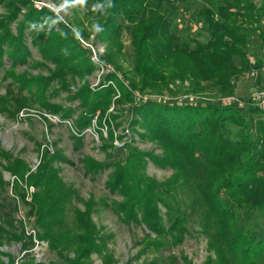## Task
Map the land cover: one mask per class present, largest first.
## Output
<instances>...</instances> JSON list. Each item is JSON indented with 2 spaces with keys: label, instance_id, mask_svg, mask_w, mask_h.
I'll return each instance as SVG.
<instances>
[{
  "label": "trees",
  "instance_id": "1",
  "mask_svg": "<svg viewBox=\"0 0 264 264\" xmlns=\"http://www.w3.org/2000/svg\"><path fill=\"white\" fill-rule=\"evenodd\" d=\"M185 1L60 0L64 7H79L65 25L49 7H34L33 0H0V69L10 79L4 92L0 86V114L12 118L21 108L36 107L58 115L69 121L76 150L84 131L93 128L104 158L81 157L84 174L109 170L105 187L116 195L80 196L59 174L57 164L70 160L56 145H39L34 169L0 146L4 168L13 176L4 180L0 171V248L16 241L24 251L23 261L0 249L7 258L1 256L0 264H117L107 246L114 234L92 218L102 208L126 226L144 228V237L133 244L139 249L123 264H174L173 257L139 258L181 244L192 234L193 219L208 252L202 264H264V110L147 97L164 90L175 94L179 84L183 94L233 95L235 81L251 67L252 32H258L264 57V0H200L196 16L208 34L204 41L187 29L183 40L172 30L178 4ZM79 26L83 35L97 28L96 37L106 44L104 59L116 70L94 86L90 76L98 68L73 30ZM263 61L256 58L254 66ZM133 135L160 152L138 148ZM149 162L170 169V175L150 176ZM9 184L26 219L34 216L35 238L26 235L30 225L15 216L18 201L11 212L6 209ZM29 187L34 191L27 201ZM36 237L61 259L26 260Z\"/></svg>",
  "mask_w": 264,
  "mask_h": 264
},
{
  "label": "rangeland",
  "instance_id": "2",
  "mask_svg": "<svg viewBox=\"0 0 264 264\" xmlns=\"http://www.w3.org/2000/svg\"><path fill=\"white\" fill-rule=\"evenodd\" d=\"M60 1V0H59ZM57 0H33L34 7L46 6L49 7L53 12L58 15V18L65 25L66 21H69L72 15L79 14L77 6L64 7L61 2ZM200 4V0H186L185 2L179 3L178 11L173 18V28L172 30L179 34L183 40L187 36L182 34L184 29H187V33L190 37H196L201 41L206 40L208 34L206 30L203 28L200 20L197 19L196 12L198 6ZM0 12H2V8L0 7ZM84 26H87L84 24ZM79 27H73L75 33L80 34L79 36L84 40L90 43L93 46V49L96 52L97 58L99 62H95L91 59L92 49L90 48V60L96 64L95 72L90 76L91 86L97 85L98 82L103 79L105 74L114 73L116 70L114 66L108 63L104 59L106 44L99 40L96 37L97 28L94 27L93 31L89 32L88 35H83L80 33ZM15 31V30H14ZM125 44L128 46L129 40L127 37H123ZM248 57H252L256 60V58L263 59V50L261 39L258 35V32H252L248 36ZM88 48V47H87ZM129 51V50H128ZM32 53L34 56H37L35 50L32 48ZM126 58L120 57L119 63L123 64L124 69L127 68L128 64H126ZM264 63V61H263ZM106 64V65H105ZM25 68L16 67L14 72L19 74L23 72ZM31 73H34V70H30ZM246 72V69L239 75V79H237L235 86V95L238 96H246L250 92V84L252 83L250 80L243 77V74ZM117 74V73H116ZM120 77V73L117 74ZM260 81L259 83L256 81L257 86H261L264 84V73L259 75ZM0 86L1 92H4L6 85L10 79H5V74L0 69ZM5 79V80H4ZM9 88V87H8ZM173 88V87H172ZM201 95H206L205 92L198 93ZM61 94V96H63ZM145 95V94H144ZM162 95V96H160ZM183 95V88L181 84L176 88L175 94H171L168 91L164 90L159 93H151L147 97L158 98V100L170 99L168 102H185L184 100L179 101L177 97ZM159 96V97H158ZM139 99V98H138ZM55 101L61 102V97L55 98ZM66 103V102H65ZM46 115L48 120L42 119L40 116ZM16 117H9L5 114H0V146L6 151L11 152L12 154H19L22 158H24L31 168L37 166L39 163L38 151L39 145H56L59 147L67 156L70 162H59L57 165L59 166L60 175L63 180L68 184L73 185L78 191L79 195L83 198H88L90 194L94 195L96 198L100 196L106 195V197L114 198L116 195L109 194L108 190L105 187V181L107 179V174L109 170H104L95 175L94 177L91 174L85 175L82 164L80 162V158L85 155H90L95 159L102 160L104 158V152L99 150L98 146L100 144L99 139L97 138L93 128H87L84 131L83 136V144L79 147V149L73 148L72 136L70 134V123L67 120H60L58 115H50V113L44 112L43 109L38 110L35 108H21L17 113H15ZM264 118V116H263ZM124 129L126 128V124H123ZM121 128H119L120 130ZM125 130L124 132H126ZM127 138L132 136L131 132L127 133ZM45 136V137H44ZM138 148L144 150L154 149V152L158 153L160 150L155 148L154 144H151L147 140L138 139L136 135H133ZM120 144V143H119ZM5 161L0 158V171L2 173V178L4 180H12L13 176L5 170L4 165ZM147 173L150 176H154L157 179H163L170 175L171 170L168 168H161L152 163H148L146 168ZM34 191L33 187L28 188V193L26 195V200H30V194ZM5 204L7 211L11 212V207L13 206V201H18L19 210L15 214L16 217H22L24 223L30 225V227H26V235L30 234L35 238V231H39V229L34 225V216H30L28 220L24 216V205L18 200V198H14L11 190L10 184L5 188ZM79 204V203H78ZM93 220L96 222L98 226H103V231H110L114 234L107 246L110 251L116 256L119 260L117 264H123L129 256L132 255L135 251H137L140 247H134V241L140 240L144 237V228L142 226L124 225L116 216L114 212H112L109 208H102L99 212H95L92 214ZM197 219H193L191 222L190 230L191 235L186 236L184 241L173 247H165L164 249H159L157 251L151 249L144 253L139 259V261H149L150 259H155L157 255H161L164 258L175 259L174 264H202L207 256L208 252L205 250V240L202 236H197L195 232V228L198 227L196 223ZM29 221V223H28ZM35 240V239H34ZM36 243L28 252L29 257L26 260H30L31 257L35 258V261H48V260H56L59 259L55 251L50 250L47 247V242L45 240L37 239ZM1 250L8 252L11 256L15 258H20L19 260H23L22 258L24 251L21 249V245L19 242L11 241L8 244H5L0 248ZM2 255L0 254V257ZM3 259H6V256H2ZM93 259L96 262H99V259L96 254L92 255ZM182 258H186V262H183ZM61 259V258H60Z\"/></svg>",
  "mask_w": 264,
  "mask_h": 264
},
{
  "label": "built area",
  "instance_id": "3",
  "mask_svg": "<svg viewBox=\"0 0 264 264\" xmlns=\"http://www.w3.org/2000/svg\"><path fill=\"white\" fill-rule=\"evenodd\" d=\"M77 34V33H76ZM78 40L85 46L90 47L92 49L91 53V59L95 62H99V59L97 58L96 52L93 49V46L88 43L87 41H84L79 34H77ZM89 48V49H90ZM91 51V50H90ZM249 62L251 63V67L246 70V72L243 74V77L250 80L252 83L250 84V92L246 96H238V95H225V96H218L216 98H212L206 95L201 94H183L177 99L179 101L184 100L185 102L189 103H197V102H207V101H216L219 104L222 105H230L233 104L237 108H244L246 105H253L256 106L262 110H264V84L261 86L256 85V81L259 78V75L264 73V63L261 65V67H255V59L252 57H249ZM106 65V64H105ZM162 96V95H160ZM159 97V96H158ZM158 100V98H155ZM170 99H167L164 97L161 101H168Z\"/></svg>",
  "mask_w": 264,
  "mask_h": 264
},
{
  "label": "crops",
  "instance_id": "4",
  "mask_svg": "<svg viewBox=\"0 0 264 264\" xmlns=\"http://www.w3.org/2000/svg\"><path fill=\"white\" fill-rule=\"evenodd\" d=\"M5 261H7V258L5 259ZM16 261H17V259H16Z\"/></svg>",
  "mask_w": 264,
  "mask_h": 264
},
{
  "label": "water",
  "instance_id": "5",
  "mask_svg": "<svg viewBox=\"0 0 264 264\" xmlns=\"http://www.w3.org/2000/svg\"><path fill=\"white\" fill-rule=\"evenodd\" d=\"M35 167H36V166H35ZM35 167H33V169H34Z\"/></svg>",
  "mask_w": 264,
  "mask_h": 264
}]
</instances>
